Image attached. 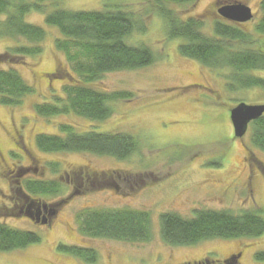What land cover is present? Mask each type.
Wrapping results in <instances>:
<instances>
[{
  "label": "rangeland",
  "instance_id": "374dc122",
  "mask_svg": "<svg viewBox=\"0 0 264 264\" xmlns=\"http://www.w3.org/2000/svg\"><path fill=\"white\" fill-rule=\"evenodd\" d=\"M233 1L253 11L254 18L242 25L251 31L260 13V0H196L193 6H178V12L184 19H202L203 32L212 36V24L218 17L216 7ZM45 5V13L55 8L90 11L121 5L144 18L149 9L144 0H58ZM25 21L41 26L45 36L42 52L25 58L26 64L15 66L34 91L18 105L0 104V205L3 201L10 205L7 194L27 179L61 184L63 191L58 195L32 194L35 201L53 203L61 197L65 201L53 210L56 214L45 225L21 214L0 217L11 227L40 237L39 242L24 248L0 252V264H84L59 250L58 244L96 250L98 259L93 264H163L161 257L167 258L170 253L175 257L172 264L204 256L221 261L236 252H240L236 264H264V260L255 258L256 252L264 251V234L169 246L159 233V216L168 211L190 218L197 209H227L236 214L259 209L264 218V176L256 170L251 171L249 179L246 171L252 158L264 163V151L251 143V126L243 138L234 139L229 119V110L238 102L264 103V89L230 88L227 83L231 70L208 68L182 56L178 47L183 40L169 39L164 20L152 11L146 19V31L134 32L125 40L131 45L150 47L156 60L140 69L105 73L90 84L102 93L129 92L131 98L111 102L112 113L103 121L74 113L42 117L34 105L63 96L64 82L51 75L55 70H71L64 54L54 46L60 33L45 23V14L32 10L25 15ZM20 43L27 44L22 37L0 38V52ZM253 74L264 78L263 71ZM62 125L72 126L76 133H126L136 138L138 149L123 160L87 152L40 151L35 136L60 135ZM247 155L251 159L245 160ZM52 163H57L56 169H52ZM20 166L29 170L16 183H9L4 171ZM78 172L79 182L75 183ZM105 177L111 179L116 190L105 183ZM122 208L149 212V241L128 242L81 233L78 213Z\"/></svg>",
  "mask_w": 264,
  "mask_h": 264
},
{
  "label": "trees",
  "instance_id": "16d2710c",
  "mask_svg": "<svg viewBox=\"0 0 264 264\" xmlns=\"http://www.w3.org/2000/svg\"><path fill=\"white\" fill-rule=\"evenodd\" d=\"M49 1L54 4L58 0H0V38L22 37L27 42L0 52L2 105H18L34 91L15 69L17 65L26 64L25 58L28 56L42 52L41 42L45 30L25 21V15L32 10L44 13L45 23L59 31L60 37L55 39L54 46L64 54L71 70H55L51 75V78L64 82L63 96H53V102L35 104L34 110L39 116L74 113L86 119L103 121L112 113L111 102L131 98L129 92L102 93L90 84L105 73L140 69L156 60L150 47L131 45L125 40L134 32L146 31V19L152 11L164 20L169 39L183 40L178 47L182 56L208 68L231 70L232 75L228 77L227 83L230 88L264 89V78L253 74L256 71L264 72V0L259 1L261 16L251 31L240 27V23L227 22L218 15L212 24V36L203 32L202 19H184L179 13L180 6H193L196 0H144L149 4L145 18L121 5L90 11L55 8L45 13V3ZM250 126L251 143L264 151V116L252 121ZM59 128L60 135L37 134L36 147L44 152H87L118 160L126 159L138 149L136 138L126 133H76L70 125ZM51 167L56 169L57 163H52ZM260 169L264 176V164ZM28 170V167L20 166L4 171V175L9 183H16ZM79 173L74 175L73 182H79L76 177ZM104 180L105 183H112L107 177ZM23 182L7 194L10 205L3 201L0 217L23 215L28 212L27 208L35 213L40 204H45L52 212L65 201L63 197L53 203L32 198V194L56 196L63 191L61 184L54 180L27 179ZM112 184L111 189L116 190V185ZM78 215L79 228L84 236L128 242L149 241L152 238L148 211L131 208L97 209ZM159 233L169 246H192L213 239L256 237L264 234V218L259 214V209H247L237 214L227 209H197L190 218L168 211L159 216ZM39 240L40 237L32 231L14 228L0 221V252L21 249ZM57 247L84 264H93L98 259L96 250L81 245L58 244ZM255 258L264 260V251L256 252Z\"/></svg>",
  "mask_w": 264,
  "mask_h": 264
},
{
  "label": "water",
  "instance_id": "95a60500",
  "mask_svg": "<svg viewBox=\"0 0 264 264\" xmlns=\"http://www.w3.org/2000/svg\"><path fill=\"white\" fill-rule=\"evenodd\" d=\"M217 13L224 19L232 22H246L252 18V12L249 6L240 1H233L228 3L218 4ZM264 114V104H248L239 102L229 110V119L233 128V138L241 139L247 132L248 124L261 117ZM45 204L41 207L38 205L35 209L36 214H40L41 208H44ZM29 218H33L32 212H26L23 214ZM236 260H230L225 264H236Z\"/></svg>",
  "mask_w": 264,
  "mask_h": 264
},
{
  "label": "flooded vegetation",
  "instance_id": "af4514ba",
  "mask_svg": "<svg viewBox=\"0 0 264 264\" xmlns=\"http://www.w3.org/2000/svg\"><path fill=\"white\" fill-rule=\"evenodd\" d=\"M259 11H260V9H259ZM215 12L217 13V7L215 9ZM251 12H252L253 16H252V18L249 21H251L254 18V13H253L252 10H251ZM217 15H218V13H217ZM260 16H261V12L258 14V16H256V19H255L256 22L259 21ZM249 21H247V22H249ZM242 25H245V22H241L240 23V27H242ZM262 45H263V48H264V42L262 43ZM250 125H251V123L248 124V127H250ZM244 148H246V147H244ZM248 155L244 158L245 160L251 159V157L248 156ZM251 161H252V163H249L248 167H246L247 178H249V179H250L249 175L251 174V171L254 173V171L257 170L259 173L263 174L262 171H260L261 170L260 168H261V165L264 164V163L258 158H255V159L252 158ZM252 166H254L255 169L252 168ZM27 211H29L28 208H27ZM29 212H31V211H29ZM54 215H55L54 211L51 212V209H49L47 207H44V208L41 209L40 214L32 213L33 218L32 219L30 218L31 220L28 218V220H30L31 222H40V223H43L45 225V224H49L50 223V220H51L52 216H54ZM32 220H34V221H32ZM161 258L163 259V261H162L163 264H172V258L174 259L175 257H174V255L172 256L171 253H170V254H168L167 258H164V257H161ZM239 258H240V252H236V253H231V254L227 255L221 261H218V260L216 261V260L212 259L211 257L204 256V257H201L200 259H197V260H191V261L185 260L183 262H179V263H176V264H217L218 262L225 263V262H228L230 260H236L237 263H238L239 262Z\"/></svg>",
  "mask_w": 264,
  "mask_h": 264
}]
</instances>
